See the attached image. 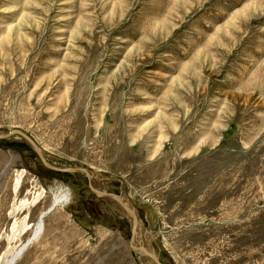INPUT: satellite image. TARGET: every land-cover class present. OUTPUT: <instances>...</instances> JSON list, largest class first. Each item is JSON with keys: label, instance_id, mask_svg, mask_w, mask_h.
Wrapping results in <instances>:
<instances>
[{"label": "rangeland", "instance_id": "1", "mask_svg": "<svg viewBox=\"0 0 264 264\" xmlns=\"http://www.w3.org/2000/svg\"><path fill=\"white\" fill-rule=\"evenodd\" d=\"M12 129L127 198L163 264H264V0H0ZM59 193L14 264H138L89 176L17 134L0 139V264Z\"/></svg>", "mask_w": 264, "mask_h": 264}, {"label": "bare ground", "instance_id": "2", "mask_svg": "<svg viewBox=\"0 0 264 264\" xmlns=\"http://www.w3.org/2000/svg\"><path fill=\"white\" fill-rule=\"evenodd\" d=\"M0 134H2V132H0ZM19 137L23 138L20 135H19ZM29 145H31V144L29 143ZM44 153H45V158L49 161V158H48L49 156L47 155L46 152H44ZM87 176H89L91 178V185L93 187H95L94 186V183H95L96 184V188L99 191H105L104 188H100V186H104V183L100 182V180H99V179H101L103 181L104 179L102 177H99V175L95 174L92 171H90ZM21 178H22V175L18 177L17 184L20 183L19 181L21 180ZM69 195L70 194H68V193H59V194H57L56 197L54 198V202H53L52 206L58 205L59 203L66 204L69 201V199H70ZM99 195H101L102 197L109 198V201H111L110 204L113 206L114 210L119 211L125 218H128L129 221L132 224V228H133L134 224L137 223L136 235H135V238H134V248L131 249V250L133 251V253H135V257H137V259H138V261H137L138 264H158L157 263L158 254H157V252L154 251L155 248L153 247L154 245L151 243V236L147 233V231H145L143 226L139 225L138 219L135 218V217H137V215L134 214L135 213V210H134L135 208L132 207V204L129 202V200L127 198H124V197L119 198L117 196H111L109 194H104V193L101 194V192H100ZM43 213L44 212H42L39 215L37 222L34 224V231H33L32 236L27 240V242L18 251H16L6 261L5 264H14L21 257V255L24 253L26 248H28L27 246L43 233V230H44L43 229V220H44ZM141 237L143 238V241H144L143 243L147 242V243L144 244L143 247H140L139 244H138L139 243V238L142 239ZM145 239H146V241H145ZM137 251H140V253H142L143 256L142 257L138 256L137 255ZM144 255H146L147 259L145 258Z\"/></svg>", "mask_w": 264, "mask_h": 264}, {"label": "water", "instance_id": "3", "mask_svg": "<svg viewBox=\"0 0 264 264\" xmlns=\"http://www.w3.org/2000/svg\"><path fill=\"white\" fill-rule=\"evenodd\" d=\"M15 134L22 136L25 140H27L31 144V147L36 151V153L38 154L39 158L41 159V161L44 163L45 166H47V167H49L51 169H54L56 171H61V172H84L87 175L89 174L90 170L88 168H83V167H62V166H57V165L51 164L45 158V153H44L43 149H41V147L35 142V140H33V138H31L27 133H25L24 131H22L20 129H12L10 131H6V133L0 134V139L8 138V137H11V136H13ZM89 184H90V188L95 193L100 194V192H101V194L104 193V194H109L111 196H117L119 198H122L121 195L109 193L107 191H99L98 189H96L95 187H93L91 185V178L90 177H89ZM55 209H56V205L52 206L50 209H48L47 211H45L43 213V217H46L48 214L52 213ZM136 228H137V223H135L133 228H132L133 235H132V237L130 239V248L131 249L134 248V238H135V235H136ZM134 255H135V253H133V257L135 258L136 261H138L137 257H135ZM157 263L158 264H163L158 259H157Z\"/></svg>", "mask_w": 264, "mask_h": 264}]
</instances>
